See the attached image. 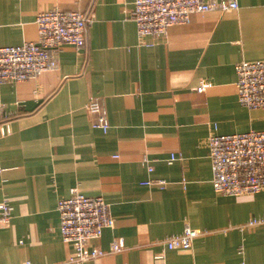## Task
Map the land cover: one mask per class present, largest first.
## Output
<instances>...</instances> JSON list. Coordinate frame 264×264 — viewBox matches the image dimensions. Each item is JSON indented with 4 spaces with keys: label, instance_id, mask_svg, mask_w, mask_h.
Here are the masks:
<instances>
[{
    "label": "crops",
    "instance_id": "obj_1",
    "mask_svg": "<svg viewBox=\"0 0 264 264\" xmlns=\"http://www.w3.org/2000/svg\"><path fill=\"white\" fill-rule=\"evenodd\" d=\"M135 1L0 0L3 46L38 41L43 11L93 18L85 46H63L57 69L0 83V201L13 208L0 224V264L67 260L73 249L63 241L58 203L73 188L111 204L115 227L91 246L108 251L117 237L126 245L84 264H154L162 252L167 264H264V226L248 225L264 216V190L216 192L208 145L212 134L264 130V109L238 101L235 70L264 60V0L194 14L144 41L131 19ZM202 83L210 86L200 93ZM90 99L107 132L92 126L99 114L86 111ZM187 226L203 233L192 250L166 249L162 240Z\"/></svg>",
    "mask_w": 264,
    "mask_h": 264
},
{
    "label": "built area",
    "instance_id": "obj_2",
    "mask_svg": "<svg viewBox=\"0 0 264 264\" xmlns=\"http://www.w3.org/2000/svg\"><path fill=\"white\" fill-rule=\"evenodd\" d=\"M237 0H136L131 19L137 25L140 41L147 37L163 38L176 24H185L194 14L210 11L237 10ZM93 23L91 15L82 11L58 8L40 12L36 18L39 40L17 46L0 44V83L27 81L59 66V54L65 45L81 49L86 44L87 29ZM237 96L241 106L249 110L264 109V60L242 61L235 66ZM210 84L202 83L197 91L204 92ZM90 114H99L94 128L107 132L110 125L99 103L90 99L85 105ZM5 112L0 107V116ZM213 172V187L225 196L254 195L264 190V130H250L232 135L212 134L208 141ZM176 159L171 155L170 161ZM1 171V169H0ZM153 171V166H149ZM144 184L164 188L165 180H149ZM10 201H0V224L11 218ZM63 241L72 247L67 260L60 264H84L90 259L125 250L124 239L117 237L105 251L92 247L105 229L115 227L111 204L104 197H90L77 188L58 203ZM249 226L263 225L264 216L249 221ZM203 233L186 227L181 234L162 240L168 250L190 251ZM154 264H167L165 252L156 254ZM22 264H33L26 260Z\"/></svg>",
    "mask_w": 264,
    "mask_h": 264
}]
</instances>
